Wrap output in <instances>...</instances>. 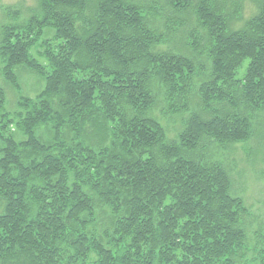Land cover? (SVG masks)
Listing matches in <instances>:
<instances>
[{"label": "trees", "instance_id": "1", "mask_svg": "<svg viewBox=\"0 0 264 264\" xmlns=\"http://www.w3.org/2000/svg\"><path fill=\"white\" fill-rule=\"evenodd\" d=\"M37 4L0 26L3 80L43 82L14 111L0 83V264H252L248 208L209 151L263 117L264 0ZM161 104L189 112L175 139Z\"/></svg>", "mask_w": 264, "mask_h": 264}, {"label": "rangeland", "instance_id": "2", "mask_svg": "<svg viewBox=\"0 0 264 264\" xmlns=\"http://www.w3.org/2000/svg\"><path fill=\"white\" fill-rule=\"evenodd\" d=\"M37 3L38 0H0V26L8 22H24L37 9ZM170 12L165 8V15ZM251 12L252 9L247 6L244 16L248 17ZM176 40L175 37L171 40V48L175 46L174 41ZM163 46L167 47L166 44ZM19 80L20 91H17L7 84L0 74V83L7 93L6 108L8 111H14L17 108L19 96L34 97L42 88V80L28 70L19 71ZM151 113L164 126L169 139L177 138L182 127L184 113L173 114L162 104L153 107ZM188 115L189 112L184 116ZM262 115V118L259 115L256 119L254 118L253 132L248 140L226 148L212 144L209 151V155L214 159H220L223 162L232 180L233 195L242 197L248 208L243 216V225L248 234V243L251 245L247 256L248 260H253L252 264H261L255 257L254 248L262 247L263 242L261 241L264 239V112ZM259 120L261 122L257 127L256 123Z\"/></svg>", "mask_w": 264, "mask_h": 264}]
</instances>
